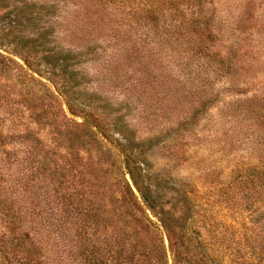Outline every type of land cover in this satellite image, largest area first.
I'll list each match as a JSON object with an SVG mask.
<instances>
[{
  "label": "rangeland",
  "instance_id": "1",
  "mask_svg": "<svg viewBox=\"0 0 264 264\" xmlns=\"http://www.w3.org/2000/svg\"><path fill=\"white\" fill-rule=\"evenodd\" d=\"M70 1L0 0V264H264V0H111L104 24Z\"/></svg>",
  "mask_w": 264,
  "mask_h": 264
},
{
  "label": "trees",
  "instance_id": "2",
  "mask_svg": "<svg viewBox=\"0 0 264 264\" xmlns=\"http://www.w3.org/2000/svg\"><path fill=\"white\" fill-rule=\"evenodd\" d=\"M66 1H70V0H66ZM121 2L125 5H129L130 7H133L132 11L130 12L132 15H136L137 13L139 14V12L143 10L145 11L151 10L152 12V10L156 8H162L166 5L173 4L175 0H121ZM111 3H112L111 0H78V3H74V7L76 8V11L74 12L72 18H76L80 20L82 18L83 11H86L84 18L85 20L88 19L93 21L101 20L102 21L101 23L104 24L106 22L103 20V17H101L100 14L102 11L104 13L108 12L109 4ZM45 10L49 12H53L56 10V7L50 6L47 7ZM124 13H126V11H123L122 9L121 15H124ZM198 17H199L198 12L193 13L190 19H187L186 23H188V25L197 24V22H199L198 20L201 18L200 17L198 19ZM44 36H41L40 39L43 40ZM203 59L206 60L210 66L214 65L213 70L223 68L228 70V72H230L233 67L232 58L229 55H224L222 53L215 56H206L203 57ZM23 60H24V64L27 66L29 70L32 71L37 70V63L35 62V60H31L27 57H25ZM215 74L217 75V72H215ZM230 76L231 73H227L226 78L229 79ZM62 94H66V93L62 91ZM68 110L73 116L83 117L84 118L83 125L89 128H95L97 132L100 133L103 137L108 132V130L104 127L105 123L103 122L101 117L96 113L85 109H81L71 101H69L68 103ZM124 152L127 154L125 156L124 166L127 171V174L130 176L132 184L126 181L125 179L122 185L123 193L125 196L123 202H127V204L129 205L133 218H136L139 222L149 224L151 220L147 212L153 211L155 208L153 205L154 199L153 196L151 195L152 193L151 187L148 184L149 176L146 175L143 172V169L139 165H137V163L134 161L133 154L129 155L127 151ZM134 188L139 193L140 198L136 195ZM168 238L170 239L169 232H168Z\"/></svg>",
  "mask_w": 264,
  "mask_h": 264
}]
</instances>
